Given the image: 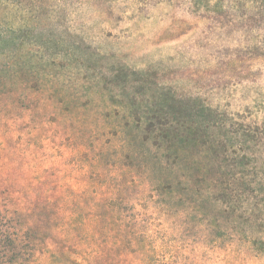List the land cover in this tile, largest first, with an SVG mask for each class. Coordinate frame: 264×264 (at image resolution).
Segmentation results:
<instances>
[{"label": "rangeland", "instance_id": "1", "mask_svg": "<svg viewBox=\"0 0 264 264\" xmlns=\"http://www.w3.org/2000/svg\"><path fill=\"white\" fill-rule=\"evenodd\" d=\"M215 1L0 0L4 259L264 264V9Z\"/></svg>", "mask_w": 264, "mask_h": 264}, {"label": "trees", "instance_id": "2", "mask_svg": "<svg viewBox=\"0 0 264 264\" xmlns=\"http://www.w3.org/2000/svg\"><path fill=\"white\" fill-rule=\"evenodd\" d=\"M211 0H192V4L196 8H200L203 6H208L210 5ZM251 2L259 5L262 9H264V0H250ZM211 7L215 8V11L221 9V0H216L215 2H212ZM191 102V104H190ZM182 103L184 106H187V109L192 111V113H199L200 115L204 112L211 111V108L206 105L205 103L201 102L198 98L192 99L191 101L189 100H182ZM194 126L193 121L189 120L188 117H182L181 119H174L173 121L167 122V121H158L156 123L149 122V127H154L155 130L159 133H157V137H161V133L165 132L170 129V127L176 128L177 131L181 132L180 134L182 136H188V131ZM180 140L181 137H179ZM213 143H209L208 148H211ZM210 150V149H209ZM208 150V151H209ZM166 152H170L171 148L165 149ZM174 154H178V151H172ZM246 155L241 159H245ZM240 159V160H241ZM242 166L245 165V162L240 163ZM241 184L245 185L247 190L243 191H236L235 194L228 193L227 195L232 199L234 196H240V195H250V194H257L258 189L257 187L260 185L264 184V181L262 179L257 180V182H254V180H246L242 181ZM257 186V187H256ZM6 239V245H9V248L7 247L8 251L14 252L13 250L18 249L17 253V259L14 258V260H9V258L4 259L3 257L5 256V246H0V264H20L23 260H27L28 258H31L33 256L34 252V246L33 244L29 242H25V240L22 239L21 234L19 235L18 230H14L11 232L9 235L5 236ZM260 243L263 245V248L261 250L264 251V236L258 240H255V243ZM9 254V253H8ZM6 256H8L6 254Z\"/></svg>", "mask_w": 264, "mask_h": 264}]
</instances>
